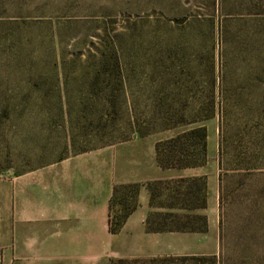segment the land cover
<instances>
[{
  "label": "rangeland",
  "instance_id": "374dc122",
  "mask_svg": "<svg viewBox=\"0 0 264 264\" xmlns=\"http://www.w3.org/2000/svg\"><path fill=\"white\" fill-rule=\"evenodd\" d=\"M248 1L228 0L227 10L240 17L239 21L230 22L228 29L232 33L238 30L239 34L223 43L214 40L213 34L207 38L194 33V26L188 25L186 18L193 13H206L194 0L27 1V8L42 6L48 15L33 16L43 22L19 31L21 49L16 53L23 57L25 67L0 69L1 100L15 107L13 132L6 131L7 135L0 137V196L9 194L12 173L40 166L68 150L79 152L148 133L162 140L192 127L162 129L160 107L196 105L205 100L204 89L208 88L210 67L214 64V76L221 78L218 84L223 117L216 115L201 124L208 127L209 137L212 132L217 133L218 178L222 177L218 220L223 212L230 245L239 251L242 244L237 238L242 229L264 231V225L257 223L258 215L264 221V122L255 120L250 110L264 94V69L259 81L255 77L259 73V40L246 21L248 12L264 16V0H252L250 7ZM102 12L111 15L104 18ZM67 19L77 21L74 33L67 42L52 44V23ZM103 20L107 22L102 24ZM102 30L107 35H95ZM104 45L113 57L101 69L94 89L107 88L114 109L107 114H102L99 107L81 109L68 130L58 116L62 93L68 88L70 102L76 106L92 103L84 91L94 72L87 67L84 55L90 52L97 58ZM76 54L80 55V63L67 71L66 85L62 72L51 69L50 63ZM1 202L0 197V264H10L9 257L2 260L4 251L8 252L9 219L1 216ZM201 210L195 212L203 214ZM218 234L206 231L186 239L180 237L178 249L185 245L211 249L208 254H217ZM262 252L264 246L258 248L257 254ZM171 256L180 255L155 258Z\"/></svg>",
  "mask_w": 264,
  "mask_h": 264
},
{
  "label": "crops",
  "instance_id": "0c3cea01",
  "mask_svg": "<svg viewBox=\"0 0 264 264\" xmlns=\"http://www.w3.org/2000/svg\"><path fill=\"white\" fill-rule=\"evenodd\" d=\"M212 135L207 132V161L197 167L161 168L154 149L157 138L148 134L79 152L68 150L40 166L12 173L9 194L0 196L1 216L9 219L8 252L4 251L2 260L109 264L117 259L208 254L211 249L185 245L178 249V239L194 233H148L144 222L150 210L147 183L203 176L206 207L201 212L206 215L208 233L218 234V137ZM130 183L140 184L137 206L120 231L110 233L108 203L113 187Z\"/></svg>",
  "mask_w": 264,
  "mask_h": 264
},
{
  "label": "trees",
  "instance_id": "16d2710c",
  "mask_svg": "<svg viewBox=\"0 0 264 264\" xmlns=\"http://www.w3.org/2000/svg\"><path fill=\"white\" fill-rule=\"evenodd\" d=\"M29 0H0V69L6 67L14 68L16 65L25 67L23 57L16 52L19 51L18 43L20 41L19 31L28 26H34L36 21L33 16L48 15L43 11V7L27 8ZM195 3L202 5L205 14L193 13L186 18L188 25L194 26V33L204 34L207 38L212 34L214 40L220 43L227 42L228 38L237 36L239 31L235 33L229 31V23L239 21V13L227 10L229 7L228 0H194ZM26 3V4H24ZM249 7L252 0L248 1ZM30 5V4H29ZM217 12V16L212 17V13ZM77 14V12H73ZM104 18L111 15L109 12L100 14ZM238 16V17H237ZM247 24L253 33L257 35L259 40L258 67L259 73L255 74L256 79L262 80V70L264 69V16L261 13H246ZM74 19H67L64 22H47L52 23L53 31L50 35L52 44L55 41L65 43L74 33L76 26ZM102 24L107 20L100 21ZM239 23V22H237ZM95 35H107L105 30ZM95 33V32H94ZM94 36V35H93ZM57 39V40H54ZM60 39V40H59ZM77 42L74 44V47ZM197 47V46H196ZM99 56L96 58L87 53L84 55L85 62L89 63L87 67L92 68L94 78L89 82L88 87L84 91L87 99L92 103L90 105L72 104L70 92L65 88L61 101L58 106L59 114L62 120L67 124V129L71 128L74 122L73 117L81 109L90 107H99L102 114H107L114 109L111 105L110 92L107 88L103 90H95L98 82V75L102 68L108 66V61L113 57L110 48L106 45L101 48ZM219 53V52H218ZM5 54V55H4ZM220 56L222 53L220 52ZM80 63V55H73L70 58L65 56L50 63V68L62 72L67 84V71L76 68ZM222 67V66H221ZM215 66L211 65L207 87L205 88V100L198 102L196 105H162L160 107V123L162 129H171L179 126L192 125L190 128H183L176 134L157 140L154 145L155 156L158 165L163 169L168 168H190L202 166L207 161V128L201 124L214 116L223 117L224 106L221 101V90L219 89L220 77H215L213 70ZM208 75V71H207ZM254 77V78H255ZM0 97V137L6 136V131L13 132V115L14 105L9 101L1 100ZM220 98V99H219ZM94 102V103H93ZM76 108L77 110L73 109ZM251 115L255 120L264 122V94H260L258 101L250 107ZM133 125V124H132ZM149 134V133H148ZM143 134L140 136H145ZM4 139V138H2ZM221 148V147H220ZM1 165V164H0ZM8 167H3V169ZM25 170V169H24ZM222 177L218 178V188L221 189ZM140 184H120L113 187L112 194L108 203V231L117 233L122 228L128 216L137 206V194ZM149 191V207L150 210L146 216L144 226L148 233L156 232H181V233H198L208 230V222L206 215L196 213L198 209L206 207V180L205 177H181L173 179H164L147 183ZM219 197V196H218ZM221 200V198H220ZM258 226H263L258 215ZM218 241L219 247L217 254H193L164 257L162 259H117L112 260L109 264H133L148 263L154 264H264V252L258 253V248L264 246V231H248L242 229L241 236L237 241H241L242 247L239 251L230 245V231L225 226L223 212L219 215L218 220ZM255 247V250L253 248ZM256 259V260H254ZM161 262V263H158Z\"/></svg>",
  "mask_w": 264,
  "mask_h": 264
}]
</instances>
